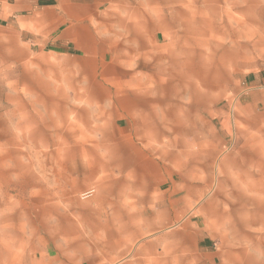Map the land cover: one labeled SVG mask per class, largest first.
Instances as JSON below:
<instances>
[{
  "label": "rangeland",
  "instance_id": "374dc122",
  "mask_svg": "<svg viewBox=\"0 0 264 264\" xmlns=\"http://www.w3.org/2000/svg\"><path fill=\"white\" fill-rule=\"evenodd\" d=\"M231 1L113 0L86 22L97 40L67 54L32 55L24 38L0 34L1 235L25 234L18 239L80 255L83 264L135 256L162 264L172 234L183 264L204 236L214 264H264V104L255 103L264 97L255 83L264 78V0H237L234 8ZM180 23L204 31H182ZM170 51L184 61L170 69L185 80L159 72L168 67L160 55ZM103 78L120 82L112 99L98 86ZM202 83L201 98L190 89ZM169 91L170 140L150 106ZM123 107L135 114L128 118ZM184 141L187 166L160 159L163 150L185 149ZM149 143L161 168L139 177L144 191H135L160 219L125 256L122 209L135 192H125V157ZM101 171L110 177L97 179ZM46 189L62 196L58 209Z\"/></svg>",
  "mask_w": 264,
  "mask_h": 264
},
{
  "label": "crops",
  "instance_id": "0c3cea01",
  "mask_svg": "<svg viewBox=\"0 0 264 264\" xmlns=\"http://www.w3.org/2000/svg\"><path fill=\"white\" fill-rule=\"evenodd\" d=\"M112 2L113 0H0V34L10 32L15 37L24 38L29 45L28 53L32 55L67 54L84 47L81 43L83 40H97L86 22L97 18L101 9ZM84 34L89 36L85 37ZM255 83H261L264 87V78L258 77ZM255 103L264 104V97ZM130 173L135 175L129 171V167L125 169V176ZM139 183V177H125L127 187L133 188ZM136 193L135 191L134 194L125 196V208L122 209L125 215V256L143 236L137 221H130V218H140L145 209L142 204L145 197ZM169 214L177 216L176 212ZM23 235L0 233V264H83L80 255L65 257L62 251L55 253L48 245L20 241L19 237H27ZM211 247L209 238H197L190 257H183L187 259L183 264H214L218 256ZM178 248V234H172L169 243L171 258L167 261L164 259L162 264H178L176 256H173ZM104 263L98 259H89L84 264ZM120 264H144V260L135 256Z\"/></svg>",
  "mask_w": 264,
  "mask_h": 264
},
{
  "label": "bare ground",
  "instance_id": "6f19581e",
  "mask_svg": "<svg viewBox=\"0 0 264 264\" xmlns=\"http://www.w3.org/2000/svg\"><path fill=\"white\" fill-rule=\"evenodd\" d=\"M237 5H238L237 0L229 2V6L231 8H234ZM162 26L165 29L166 28H171V25L168 24V23H164ZM178 29H180L182 31L183 30H191V31H194V32L198 31L199 33H203V31H204V29L201 28V27L198 29V27H196V25H193V27H192L191 23H186V24L180 23L178 25ZM164 35H166V34H164ZM138 36H139V34H138ZM159 61L163 62V63H168V65H167L168 67H164V68H160L159 69V72L161 74H164V76L174 77L175 79L178 77L180 80H185L183 75H181V74H179V73H177L175 71H172V69H170V68L176 69V68L182 67L184 65V61L181 60L180 55L175 54L174 51L173 52L170 51L166 56H161L160 55ZM185 82L187 83V85H185V88H188V85L190 86V83L188 81H185ZM117 84H120V82L115 81V80H111V79H108V78H103L100 81V83L98 84V86L102 87L103 90L106 93H109V97L112 99L114 97H113V93L110 91V89H111V87H114ZM206 85H208V84L202 83L201 85L199 84V87H198V85H192V88H191L192 90L190 89V92L193 93V90L195 89L194 91L196 92V95H200L201 98H202L205 95H204V92L201 91V90L203 89V90L206 91ZM150 94H151V92H150ZM194 96H195V93H194ZM172 98H173V94H172V92L169 91L168 96L165 97V101H161V100L153 101L150 104V106L152 107L153 111L158 110V117H157V114H155V118L157 119V121L159 123H162L164 125L165 131H163L164 133H162V134H163V137H165V138L166 137L167 138L170 137V135H169L171 133V124L170 123L174 121L173 118H176L175 114H174V111H173V107H167L166 111H165V108H164V105L169 104L170 100ZM123 112L128 118H131L135 114V109H133V108L125 109V107H123ZM159 113H161V114H159ZM146 119H149V117L147 116ZM66 127L68 128L69 124H67ZM160 133H161V130H157L153 134H149V138H151V136L153 138H155ZM149 138H146V139L149 140ZM169 140H170V138H169ZM175 142H176V140H175ZM168 143L172 144L173 140L172 141H168ZM187 143H188V145L186 144V141H184L185 149L178 150L175 153L173 151L169 155H168V152L163 150V149H161V151L162 150L163 151L161 152V155H160L159 154L160 150L158 148L153 147V146L150 147V143L148 145H146L144 148H136V147L132 148L131 150H129V154H127V156L125 157V168L127 169L129 167V170H132V172L135 175H131V173H130V174H127L125 177L136 176V177H141V179L143 181H145L144 179H146L145 176H146L147 172L155 173V172H157V170L160 171L161 167L156 162L157 159H159V157H157L158 156L157 154L160 155V157H161L160 159L161 160H164V159L169 160L170 163H173L175 165L177 164V166L180 167V168H183V167L187 166V161L181 159V157H183V156H186V159L189 156H191V154L188 151H186V149H188V146L190 144L189 142H187ZM174 144H176V143H174ZM65 149H66V147H65ZM137 164H139V166H138L139 168H134V167H137V166H135ZM110 173L111 172H108V171H106V172L105 171H101V172H97V174H94V175H96L97 179L99 178L100 180H105V179H108L110 177V175H111ZM130 190H137V191H139L141 193H143L142 191H144L143 190V186L141 184L140 185H136L133 188L132 187L131 188L127 187L125 185V192L126 191H130ZM46 191H47V194H48L47 196L50 197V201H53V205L55 206V208L58 209L59 205H60V202H61L60 199H62L61 198L62 196H58L59 195L58 192L55 193L53 191L51 193V191H49L48 189H46ZM56 196H58V197L56 198ZM150 212L151 211H149V210H147V208H145L144 211L142 212L143 213L142 216L140 218H138L137 222H136L137 225H140L143 235L149 234L153 230V228L159 223L158 221H159L160 218L157 217V214H155V216H153V217H150V214H153V213H150ZM106 225H108V224L106 223ZM123 232L125 234V227L123 228ZM51 242H53V240ZM145 249L148 251V247H145Z\"/></svg>",
  "mask_w": 264,
  "mask_h": 264
}]
</instances>
